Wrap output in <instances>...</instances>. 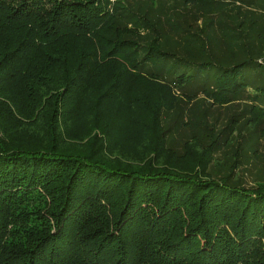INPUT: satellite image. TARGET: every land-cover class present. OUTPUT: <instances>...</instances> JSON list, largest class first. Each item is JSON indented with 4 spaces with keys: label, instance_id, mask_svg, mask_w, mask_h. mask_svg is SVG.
Returning <instances> with one entry per match:
<instances>
[{
    "label": "trees",
    "instance_id": "16d2710c",
    "mask_svg": "<svg viewBox=\"0 0 264 264\" xmlns=\"http://www.w3.org/2000/svg\"><path fill=\"white\" fill-rule=\"evenodd\" d=\"M172 20L126 0H0V264H264V184L214 179L218 142L176 150L168 123L197 73L211 107L264 102L247 78L264 62L250 45L205 61V26Z\"/></svg>",
    "mask_w": 264,
    "mask_h": 264
},
{
    "label": "rangeland",
    "instance_id": "374dc122",
    "mask_svg": "<svg viewBox=\"0 0 264 264\" xmlns=\"http://www.w3.org/2000/svg\"><path fill=\"white\" fill-rule=\"evenodd\" d=\"M126 1L136 8H147L149 5H152L154 9L157 8L165 25H172L174 17L176 20L180 17L181 21L186 22V25L187 23L192 24L193 28H196L195 25H198V28L204 25L205 32L201 38H210L203 40V47L205 48L209 44L211 48V54L206 51L203 54L205 61H212V64H223L229 56L243 55L245 46L250 45L256 53L255 59L264 62V0H242V2L239 0H216L215 2L222 3L219 5L220 9L208 7L200 2L195 6H190L184 4L182 0H136L137 4L134 0ZM237 16L244 17L247 21L246 24L252 21L253 32L245 34L242 30H233L230 23L236 22ZM209 23H211V27L207 26ZM164 31L169 34L170 39H178L172 29L168 31L164 29ZM241 33L246 35L247 43L245 44L244 37L238 36ZM189 38L194 41H202ZM184 48L180 45L168 46L165 50L174 51L181 59L188 62H180L181 64L175 68V73L189 75L193 69H198V66L192 64L188 55L182 51ZM200 62L198 61L196 64ZM250 75L247 78L252 89L248 92L252 94L255 93V90L264 88V72H250ZM191 76L192 79L185 84L181 91L192 93V95L196 93V100L186 102L177 108L175 114H169L171 117L168 120L169 124L174 120H177L178 124L180 123L171 132L172 147L180 150L182 144L190 136L195 137L194 139L199 141L202 146H207L215 140L218 142V148L214 153L211 172L214 179L229 176L231 184L240 182L248 188L264 184V102L260 97L249 98L246 94H240L228 105L211 107L201 99L200 94V96L198 95L201 92L203 79L198 73ZM253 105L254 107H252ZM252 108L260 109L262 114H256L257 110Z\"/></svg>",
    "mask_w": 264,
    "mask_h": 264
}]
</instances>
